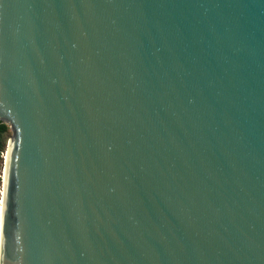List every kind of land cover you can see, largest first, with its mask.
Returning <instances> with one entry per match:
<instances>
[{
	"label": "water",
	"instance_id": "obj_1",
	"mask_svg": "<svg viewBox=\"0 0 264 264\" xmlns=\"http://www.w3.org/2000/svg\"><path fill=\"white\" fill-rule=\"evenodd\" d=\"M0 264H264V0H0Z\"/></svg>",
	"mask_w": 264,
	"mask_h": 264
},
{
	"label": "trees",
	"instance_id": "obj_2",
	"mask_svg": "<svg viewBox=\"0 0 264 264\" xmlns=\"http://www.w3.org/2000/svg\"><path fill=\"white\" fill-rule=\"evenodd\" d=\"M9 132V126L3 122H0V161L3 157L2 154H4L3 151H5L7 140L10 137H8Z\"/></svg>",
	"mask_w": 264,
	"mask_h": 264
},
{
	"label": "rangeland",
	"instance_id": "obj_3",
	"mask_svg": "<svg viewBox=\"0 0 264 264\" xmlns=\"http://www.w3.org/2000/svg\"><path fill=\"white\" fill-rule=\"evenodd\" d=\"M11 135V132L8 133V137ZM9 139V138H8ZM8 141V140H7ZM7 145V143H6ZM6 150V148H5ZM3 153H5V151H3ZM2 159L0 161V179L2 180V171H3V163H4V154H2ZM1 180H0V189H1Z\"/></svg>",
	"mask_w": 264,
	"mask_h": 264
},
{
	"label": "bare ground",
	"instance_id": "obj_4",
	"mask_svg": "<svg viewBox=\"0 0 264 264\" xmlns=\"http://www.w3.org/2000/svg\"><path fill=\"white\" fill-rule=\"evenodd\" d=\"M0 209H1V201H0ZM0 220H1V216H0Z\"/></svg>",
	"mask_w": 264,
	"mask_h": 264
}]
</instances>
